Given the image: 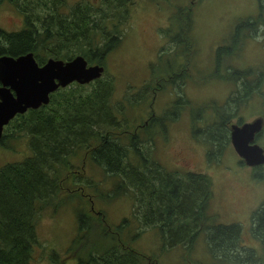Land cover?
<instances>
[{"label":"trees","instance_id":"obj_1","mask_svg":"<svg viewBox=\"0 0 264 264\" xmlns=\"http://www.w3.org/2000/svg\"><path fill=\"white\" fill-rule=\"evenodd\" d=\"M127 2H80L69 14L60 18L57 14H47L48 8L56 5L54 2L51 5L48 0H26L22 8L26 16V29L30 25L37 28L35 20L45 15L38 16L34 10L43 6L45 14L51 17L47 33H36L31 27L29 33L0 31V57L17 58L31 52L41 66L50 59L70 62L79 53L88 65L102 66L107 55L123 39L118 26L121 24L120 15L127 11ZM258 6L257 18L243 22V26H251L253 30L264 28V0H258ZM122 7H125L124 11H120ZM178 29L184 62L178 64L177 70L169 66L161 72L168 76V80L156 84L154 95L168 86L167 83L177 84L181 81V84L187 85L191 82V79H186L190 67L188 60L195 51L190 38L182 33V27ZM165 32L176 39V33ZM234 33H238L237 29ZM48 42L55 47H50L49 55L45 58L41 52ZM217 50L218 63L222 60L224 49L218 47ZM94 60H97L95 64ZM195 72L198 73L196 69ZM230 74L236 84L232 86L226 102L208 103V110L196 108L197 117L205 113L214 117L204 127L210 129L205 145L207 156L213 159L220 158L225 150L232 120L254 96L262 95L264 69L250 77L244 75L243 71ZM232 79L225 78L226 81ZM196 80L193 79L194 86ZM87 86L92 89L85 94ZM142 87L146 88L147 85ZM113 91L111 81L102 78L83 86L73 83L51 94L47 106L17 116L9 124L16 130L13 134L6 133L9 126L4 131L0 144L9 137H16L17 133L26 132L31 154L20 162L0 166V264H33L36 249L41 250V259L46 256L55 264H64L65 259H58V253L48 250L41 243L37 231L40 214L45 211L58 213L64 205V194L77 202L76 234L65 255L66 259L76 260V264H160L153 257L128 245L130 240L149 229L159 231L164 248L181 246L187 253L195 248L200 235H206V251L212 257L211 264H260L258 261L264 264V259H259V256L253 260L256 252L253 248L246 249L248 252L242 248L240 226L215 223L212 219L215 217L207 215L213 196V185L208 175L170 171L160 162L152 161L155 130L159 128L165 134L169 121L180 113L186 100L175 95L172 99L175 105L163 109L162 115L148 113L142 125L131 127L126 113L121 114L112 107ZM145 100L144 96L141 101ZM115 106L120 107L121 104ZM257 118L264 119V111ZM124 121L127 124H123ZM236 124L241 125L242 119H238ZM96 127L99 131L94 130ZM216 128L221 133L217 136L220 142L210 139ZM263 132L256 136L257 144ZM261 147L264 150V146ZM131 151L138 158H131L130 161ZM79 153H82L80 158ZM72 159L76 162L81 160V166H77L76 162L73 164ZM240 164L245 166L243 161ZM96 166L111 175L109 177H118H115L118 180L107 192L98 190L97 182L87 170ZM97 191L98 198L106 203L130 197L131 217L118 225H110L104 212L94 205L97 199L94 193ZM129 220L133 222L130 224ZM46 230L50 234L48 227ZM256 233L264 237V203L252 215L254 237ZM260 242L264 250V238Z\"/></svg>","mask_w":264,"mask_h":264},{"label":"rangeland","instance_id":"obj_2","mask_svg":"<svg viewBox=\"0 0 264 264\" xmlns=\"http://www.w3.org/2000/svg\"><path fill=\"white\" fill-rule=\"evenodd\" d=\"M100 1L48 0L51 5V2L56 5L49 7L47 14H57L62 18L80 2L94 4ZM25 3L26 0L0 2V30H16L23 25L25 14L22 13V8ZM124 10L125 7L120 9ZM34 11L39 14L38 16L45 15L40 20H35L36 27L40 29L48 26L51 17L45 14L43 6ZM258 14V0H128L127 11L120 15L121 24L118 26L123 33V39L105 58L103 62L105 73L102 76L104 81H111L114 86L111 94L112 107L121 114L126 113L127 122L131 127L142 125L146 116L151 113L161 114L163 109L167 110L171 105L174 106L172 99L175 95L186 100L183 101L180 113L169 121L165 134L159 128L155 130L152 137L156 142L152 146L154 151L152 161L160 162L170 171L183 173L191 171L208 175L213 185V196L207 208V215L214 216L212 219L215 223L240 226L242 248L248 252L246 249L250 247L257 252L253 260L257 259L256 256L264 259V250L260 247V241L264 237L258 233L254 237L252 234V215L264 203V168L251 169L240 165V162L238 163L240 159L230 144L228 146L231 147L226 146L220 158H210L207 156L206 145L199 141L201 137L199 139L196 137L194 142L190 141L188 130L192 132L191 125L193 129L197 125L205 127L207 125H204L205 123L213 120L214 117L212 118L209 113L195 116V113H198L196 108L208 110V103L226 102L232 86L236 84L231 72L243 71L244 75L250 77L263 71L264 28L253 30L251 26L246 27L247 25L242 24L256 19ZM116 21L118 22L117 18ZM238 24L242 26L237 27ZM179 26L182 27V33L190 38L195 51V53L191 51L192 56L188 60L190 67L186 79H191V82L187 85L181 84V81L177 84L167 83L168 86L154 95L156 84L168 80V76L161 72L169 66L177 70L178 64L184 62V57L180 53L183 51L179 43ZM236 29L238 33H234ZM165 31L176 33L177 41L174 35H167ZM51 46L55 47L49 42L45 44L46 49L41 52L43 57L49 55ZM218 47L224 51L221 55L222 60L217 63ZM96 61L94 60L93 64ZM225 78L232 80L226 81ZM193 79H197L195 86ZM143 85L147 87L144 88ZM165 85L166 83L163 84ZM91 89L87 86L84 93H89ZM261 93L262 95L254 96L232 123H236L238 119H242V123L251 122L264 111V85ZM144 96L146 100L142 102ZM120 104L124 110L121 106H115ZM125 123L126 121L123 124ZM94 130L99 131L97 127ZM15 131L14 126L10 125L6 133L11 135ZM262 135L258 140L260 146H264V132ZM29 154H31L29 135L26 132L17 133L16 137H9L0 144V166L20 162ZM81 154L79 153V158ZM137 156L131 151L129 160L137 159ZM71 162L74 164L76 160L72 159ZM76 164L81 166V160ZM87 170L94 177L101 192H107L118 180L117 176L109 177L111 175L97 166L89 167ZM98 192L94 193V198H97L94 205L104 212L110 225H118L131 217L130 197L125 196L106 203L98 198ZM63 199L64 205L58 213L49 214L50 212L45 211L40 214L37 231L41 243L45 244L48 250L58 253V259H65L64 264H76V260L66 259L65 255L76 234L77 202L68 199L67 194H64ZM129 221L130 224L133 222ZM160 238L157 229H149L130 240L128 245L148 257H153L160 264L212 262V257L206 251V235H200L190 253L181 246L166 249ZM40 251V249L34 251L33 264L56 263L46 256L41 259Z\"/></svg>","mask_w":264,"mask_h":264},{"label":"water","instance_id":"obj_3","mask_svg":"<svg viewBox=\"0 0 264 264\" xmlns=\"http://www.w3.org/2000/svg\"><path fill=\"white\" fill-rule=\"evenodd\" d=\"M104 68L87 66L82 56L70 62L48 60L39 67L32 53L17 58L0 57V140L9 123L29 110L47 106L50 95L73 83L87 85L101 78ZM258 118L241 126H231V144L250 168L264 166V150L254 143L263 128Z\"/></svg>","mask_w":264,"mask_h":264},{"label":"flooded vegetation","instance_id":"obj_4","mask_svg":"<svg viewBox=\"0 0 264 264\" xmlns=\"http://www.w3.org/2000/svg\"><path fill=\"white\" fill-rule=\"evenodd\" d=\"M2 1H4V0H2ZM5 1H15V0H5ZM24 17H26L25 15H24ZM48 25H49V23H48ZM30 27L31 28H33V31L34 32H36V33H47L46 31H47V28H48V26H44L43 28H46L45 30H43V28H35L33 25H30L29 26V29H26V20H24V23H23V25L21 24L16 30H11V31H9V30H5V29H2V30H0V31H3V32H6V33H21V32H24V33H29V31L28 30H30ZM23 28V29H22ZM33 54V53H32ZM33 56H34V54H33ZM34 59H35V57H34ZM35 61H36V59H35ZM48 61V60H47ZM46 61V62H47ZM37 62V61H36ZM45 62V63H46ZM44 63V64H45ZM38 64V63H37ZM38 66L39 67H42L43 65H41L40 66V64H38ZM230 127H231V125H230ZM230 127H229V134L228 135H230V133H231V130H230ZM201 129L200 130H198V131H196V132H194V129H193V127H192V125H191V130H192V132L190 131V130H188V135H189V138H190V141H193L194 142V140L196 139V137L199 139L200 137H201V139H200V142L204 145L205 144V142H206V140H207V137H206V135L207 134H209L208 133V131L210 130L208 127L207 128H203V127H200ZM264 130V129H263ZM219 131V128H216V129H214V131L211 133V137H210V139H213V140H216V139H218V141H219V138L217 137L218 135H221V133L220 132H218ZM192 134V135H191ZM195 134H197V135H195ZM197 142V141H196ZM195 142V143H196ZM220 142V141H219ZM219 142H218V145H219ZM256 143V142H255ZM231 145V139H230V137H228L227 138V144H226V146L227 147H231V146H228V145ZM240 161H242L241 159L240 160H238V163L240 162ZM240 164V163H239ZM241 165V164H240Z\"/></svg>","mask_w":264,"mask_h":264},{"label":"bare ground","instance_id":"obj_5","mask_svg":"<svg viewBox=\"0 0 264 264\" xmlns=\"http://www.w3.org/2000/svg\"><path fill=\"white\" fill-rule=\"evenodd\" d=\"M230 136H231V133H230Z\"/></svg>","mask_w":264,"mask_h":264}]
</instances>
